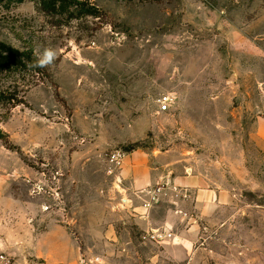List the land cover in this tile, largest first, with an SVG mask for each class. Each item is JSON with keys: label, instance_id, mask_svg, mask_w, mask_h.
<instances>
[{"label": "rangeland", "instance_id": "374dc122", "mask_svg": "<svg viewBox=\"0 0 264 264\" xmlns=\"http://www.w3.org/2000/svg\"><path fill=\"white\" fill-rule=\"evenodd\" d=\"M117 150L193 163L216 215L125 205ZM62 231L80 264H264V0H0V264H56Z\"/></svg>", "mask_w": 264, "mask_h": 264}, {"label": "crops", "instance_id": "0c3cea01", "mask_svg": "<svg viewBox=\"0 0 264 264\" xmlns=\"http://www.w3.org/2000/svg\"><path fill=\"white\" fill-rule=\"evenodd\" d=\"M189 160L191 159L187 161ZM178 163L171 162L160 167L154 164V159L148 153L137 151L127 153L124 164L118 171L119 186L125 198V205L129 206V203L134 204L136 195H140V193H146L144 196L145 201L152 203V198L156 197V192L173 189L182 195L179 202L177 201L175 203L190 202L196 209L194 211L173 210L175 214H183L190 218V224L195 221L194 218L198 215L202 217L215 216L216 213L207 211V208L204 206L213 208L217 206V203L222 201L223 194L218 189L219 186H212L209 182L208 174L203 170L197 169L193 163H184L183 166ZM206 227L208 228L209 226ZM62 232L66 235L68 250L55 263L80 264L82 257L78 252L75 240H73L67 231ZM114 234L115 231L110 228V237L113 238ZM183 240L181 242L182 244L179 243L173 246L175 250L185 251L188 248L191 249V241ZM54 243L59 246V242L56 240ZM45 257L48 259L46 264H53L50 262L47 254ZM190 261H192V257ZM91 262L95 264L94 259Z\"/></svg>", "mask_w": 264, "mask_h": 264}, {"label": "built area", "instance_id": "2783aa9c", "mask_svg": "<svg viewBox=\"0 0 264 264\" xmlns=\"http://www.w3.org/2000/svg\"><path fill=\"white\" fill-rule=\"evenodd\" d=\"M169 101H170V97L168 96H164L163 99L161 100V111L165 112L166 110L169 109ZM126 156H127V153L125 151H122V150H117L115 151L110 159H111V162H112V167L114 166L115 168H121L122 165L124 164V161L126 159ZM154 199V198H152ZM151 202H146V205H150ZM1 263L2 264H11L10 260L5 257V256H1Z\"/></svg>", "mask_w": 264, "mask_h": 264}, {"label": "clouds", "instance_id": "9594fccd", "mask_svg": "<svg viewBox=\"0 0 264 264\" xmlns=\"http://www.w3.org/2000/svg\"><path fill=\"white\" fill-rule=\"evenodd\" d=\"M35 55L36 59L29 64V67L46 68L54 63L57 53L55 49L46 47L42 53H36Z\"/></svg>", "mask_w": 264, "mask_h": 264}]
</instances>
